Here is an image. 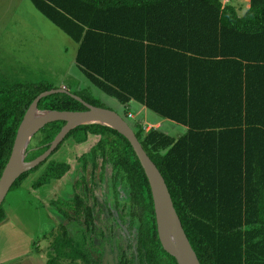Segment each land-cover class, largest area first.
<instances>
[{"label": "trees", "instance_id": "trees-1", "mask_svg": "<svg viewBox=\"0 0 264 264\" xmlns=\"http://www.w3.org/2000/svg\"><path fill=\"white\" fill-rule=\"evenodd\" d=\"M31 1L77 43L75 62L93 84L122 104L133 98L186 126L174 136L130 122L166 181L200 264H264V0H249L241 15L222 0ZM53 87L45 80L14 81L0 71V174L25 110L39 92ZM72 92L103 105L87 89ZM37 107L86 108L64 91L40 97ZM64 122L41 126L25 159L41 154ZM94 137L79 154L54 156L67 138L81 150ZM72 159L91 170L110 163L112 186L120 178L128 188L119 232L134 233V244L128 253L121 247L119 264H178L160 242L143 167L128 138L115 128L98 122L74 126L11 187L30 174L34 188L60 180ZM80 178L77 187L85 182L84 173ZM83 199L75 193L69 201L51 202L62 215L70 218L72 209L91 229L98 228ZM81 234L72 242L67 223L60 222L46 264H97Z\"/></svg>", "mask_w": 264, "mask_h": 264}, {"label": "rangeland", "instance_id": "rangeland-1", "mask_svg": "<svg viewBox=\"0 0 264 264\" xmlns=\"http://www.w3.org/2000/svg\"><path fill=\"white\" fill-rule=\"evenodd\" d=\"M232 1L235 3H239L240 5H242V7H244L247 0ZM39 13L40 12L35 8L31 0H0V71L14 81H23L26 79L39 81V79H47L52 83H57L59 80V82L63 81L65 84H67L70 89L73 88L74 81L76 80V78H78L80 83L81 80H83L82 83L85 82L89 84L91 92L99 96L103 105L113 109L117 108L118 112L126 117L129 122H137L142 125L144 129H148L149 127H151L149 123L143 121L141 114L135 113V107L130 106L131 109L127 110V108H124L123 106H118L117 102H115L117 101V99L105 93L99 87L94 85L85 75L82 74L81 70L77 68L78 66L77 64H75V61L74 64L70 66V70L68 73H66V75L60 74L62 69L61 65L51 66L45 63L34 64L31 61H29L28 64L19 62V49L20 47H24L23 44L31 43L29 44L30 51H33L37 48L33 47V37L35 36V32H33L30 27L35 23L33 15ZM23 27L26 28V32L22 30ZM25 38H27L26 42L24 40ZM25 51L27 50L25 49ZM57 87L65 88L64 85ZM132 105H134V103ZM147 111L153 115H157V117L159 116L150 109H148ZM160 128L166 130V132L171 135H177L184 131L183 124L173 121L169 118H164V120L161 122ZM73 148L74 144L72 140L70 138H67L64 140L63 144L54 152V156L61 158L63 157V152L67 151L68 153H70L74 150ZM77 148L78 150H76V153L79 154L86 148V146L81 150H79V146ZM56 153L58 156L56 155ZM71 161L73 164L76 159H72ZM74 170L73 180L77 179L80 174L84 173L87 177L86 185L89 188L93 187L90 189V192L98 197L99 200L108 198L112 179L110 163L105 166V175L103 177V180L99 175L100 169L98 168L95 171V182L93 183L90 181V168L82 170L81 166L77 164L76 169ZM31 176L32 174H30L27 178H24L20 183L13 185L7 191L3 201L1 202L4 209V217L2 219H4L7 215L16 217L18 219H16L18 223H15V226H18L20 230L29 234L28 236L26 234L25 237L22 238L21 236L19 238L22 245L24 242V244H26V247L23 248L22 252L18 251L19 254L17 255L15 251L11 250L9 247H6L5 243L8 241L9 231L7 228H4L5 226L4 224L2 225V222L0 223V243L3 245L2 249H0V257L6 258V260L2 261V263L0 264H30L27 256L31 252H34V250L39 248V245L46 254H48V251L51 250L50 244L52 239L55 237L59 222H55L58 221L57 219L53 221V218L55 216H53L52 213L49 212L47 201L44 202V199H47L48 194L43 192L41 190L43 188L41 187L34 188L29 186L28 178ZM79 191H82L81 188L72 187V190L63 194L64 199L69 201L71 197ZM116 191L121 200L128 198V188L120 179L116 181ZM55 207L56 206L54 205L51 206V210L56 211ZM70 212H72V210H70ZM74 216L76 217L75 213ZM58 217L60 222L69 223L67 217L62 215L61 213L58 214ZM29 238L32 239V242L30 243V248L26 250V248L29 247V242L31 241V239L29 240ZM99 250L100 252H97L93 256L97 257L98 255V257H100L101 255V261L99 263L105 264V260L109 261L112 257V254L111 257H109L108 253H104L102 249ZM64 264L82 263L65 260Z\"/></svg>", "mask_w": 264, "mask_h": 264}, {"label": "water", "instance_id": "water-1", "mask_svg": "<svg viewBox=\"0 0 264 264\" xmlns=\"http://www.w3.org/2000/svg\"><path fill=\"white\" fill-rule=\"evenodd\" d=\"M55 91L71 93L81 100L86 108L78 110H60L38 108L40 97ZM64 119L60 130L48 147L32 159H25L26 148L34 133L46 122ZM98 122L115 128L130 141L149 182L157 232L163 248L172 254L178 264H200L188 236L175 210L166 181L150 158L132 125L117 110L105 105H96L83 99L80 95L63 87H53L39 92L25 110L14 136L11 151L0 174V203L16 178L24 171L39 163L58 145L67 131L80 123Z\"/></svg>", "mask_w": 264, "mask_h": 264}, {"label": "crops", "instance_id": "crops-1", "mask_svg": "<svg viewBox=\"0 0 264 264\" xmlns=\"http://www.w3.org/2000/svg\"><path fill=\"white\" fill-rule=\"evenodd\" d=\"M222 2L232 4L235 7V9L239 15L243 14L245 9L249 5V0L246 1V4L244 5V7H242V5H240L239 3L233 2L232 0H222ZM39 12H40L39 14L33 15V19H34L35 23L33 24V26L30 27L32 29V31L35 32V36L33 37V42H34L33 47H37V48L34 49L33 51H30L29 44H31V43L23 44L24 47H20V49H19V54H18L19 62L28 64V62L31 61L34 64L45 63V64L51 65V66L61 65L62 69H61L60 74L66 75V73H68L70 70V66L74 64L77 43L62 28L58 27L55 23H53L41 11H39ZM36 20H37V22H36ZM22 30H24L25 32L27 31L25 27H23ZM26 39L27 38L24 39L25 42H26ZM20 42H22V41H20ZM25 49L27 51H25ZM66 63H67V66H66ZM77 68L79 70H81V68L79 66ZM53 69H51V70H53ZM81 72L83 75H85L82 70H81ZM39 80H45V81L50 82V80H47V79H39ZM23 81H32V80L26 79ZM82 82H83V80H81V83H80L78 78H76V80L74 81V85H73L72 89H70L68 87V85L65 84L63 81L59 82V80H58L57 83H53V84L56 86H63L64 85V87L66 89H70V90L84 88V89H87L92 95L99 98V96H97L96 94L91 92V89L89 88L88 83H85V82L82 83ZM115 102H117L118 106H123L124 108H127V110L131 109L130 106L135 107V113L141 114V117H142L144 122H147V123H149V125L166 132V130H163L160 128L161 122L164 120V117H161L160 115L157 117V115H153V114L149 113L147 111L149 108H147L144 104L140 103L139 101H136L133 98H131L125 104L120 103L118 100ZM133 103H134V105H132ZM115 109L117 110V108H115ZM183 126H184V131H185L186 126L185 125H183ZM183 132H181L180 134H182ZM180 134H177L174 136H178ZM96 140H97V137H94L90 141H88L86 143H82L83 148L86 146V149H88L89 146L92 145ZM73 144H74V148H73L74 150L70 153L65 151V152H63V154H69L70 156L75 155L76 152H74V151L77 150V145H80V144H78V143L77 144L73 143ZM73 164H71L72 165L71 168H74V169H76L77 164H79V166H81V164L78 163L77 160ZM71 168L64 174L63 178H60V180L53 181L48 185L39 186V187L43 188V189H41V188H39V189H41L43 192L48 194V197H47V199H44V202L47 201L49 212L52 213L53 216H55L53 218V221L56 219L58 220L55 222L60 223L59 217H58V214H60V212L57 210L56 207H55L56 211L51 210V206L54 205L51 201L56 199L57 197H62L64 199L63 194L72 190V187H76L74 184L76 179L73 180V174H74L75 170L71 169ZM87 168H90V170H91L90 165H87ZM84 169H86V168H84ZM96 169H98V168L96 167ZM36 188H38V187H36ZM57 211H58V213H57ZM16 219H17L16 217H12L10 215H7L4 219H2L0 221V223L2 222V225L4 224V226H5L4 228L5 229L7 228L9 231L8 241L5 243L6 247H9L11 250L15 251V253H17V255H18L19 254L18 251L22 252L23 248L26 247V244H24V242L22 245L19 238L21 236H22V238L25 237L26 234L28 236L29 233L24 232V231L20 230L18 226H15V223H18L16 221ZM31 238H32V236H31ZM31 238H29V240ZM31 242H32V239L29 242V247H27L26 250H28L30 248ZM2 247H3V245L0 243V249H2ZM38 247L39 248H37L36 250H34V252H31L27 256L30 264H45V262H46V259L48 257L47 254L41 249L40 245ZM5 260H6V258L0 257V263H2V261H5Z\"/></svg>", "mask_w": 264, "mask_h": 264}, {"label": "flooded vegetation", "instance_id": "flooded-vegetation-1", "mask_svg": "<svg viewBox=\"0 0 264 264\" xmlns=\"http://www.w3.org/2000/svg\"><path fill=\"white\" fill-rule=\"evenodd\" d=\"M105 166L103 169L101 166L97 167L100 169L99 175L102 180L105 175ZM96 170H97L96 168L91 170L90 175H89L91 177L90 181L92 183L95 182L94 177H95ZM111 175H112V171H111ZM80 176L81 174L78 177L79 179H81ZM119 179L120 178H116L115 187H113L111 183L110 192L108 193V198H104L103 200H99L98 197H96L94 194L90 192V189L93 187L89 188L87 186L85 190H82V188L84 187V183L87 184V177H86L85 182L82 183L81 187H78V188H81L82 191L81 192L79 191L77 193H79L82 197H84L83 203L86 206L92 208L93 215H94L93 218L96 221L95 224H97L98 228H95V225H94L93 228L91 229L88 226V224L84 221L83 216H80V215H76V217L74 216L72 209H69V212L70 210H72V212H70L71 217L70 218L67 217L69 221L67 225H68L70 240L72 242H76V239L79 237V235L81 236L82 235L81 233L83 234L85 233L84 237H86V240H85L84 245H85V248L86 247L88 248L87 252L92 254V257H94L93 255L96 254L97 252H100L99 249H102L104 253H108L109 257H111V254H112V257L110 258L109 261L105 260L104 262L105 264H119V258L122 257V253L120 252L121 247H125L128 253V251L131 250L134 244V233L132 232L129 233L126 231L119 232L120 231L119 228L124 229V226L122 225V222L124 221V219L120 217L119 213L121 212V208L123 207L125 201L128 200L127 198L121 200L120 196L117 195L116 181ZM106 228L107 229L111 228L112 230L106 231L105 230ZM89 240H91L90 244H89ZM94 258L96 259V263L100 264L99 262L101 261V255L100 257H98L97 255V257H94Z\"/></svg>", "mask_w": 264, "mask_h": 264}]
</instances>
